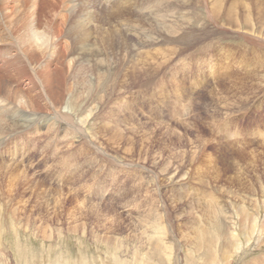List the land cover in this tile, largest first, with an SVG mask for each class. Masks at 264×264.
<instances>
[{
	"label": "rangeland",
	"instance_id": "1",
	"mask_svg": "<svg viewBox=\"0 0 264 264\" xmlns=\"http://www.w3.org/2000/svg\"><path fill=\"white\" fill-rule=\"evenodd\" d=\"M117 1L123 0H114L113 6L102 0H0V21L2 18L4 22H0V31L4 30L9 40L0 46L9 49L2 53L1 63L19 55L18 47L11 43L21 37L24 24L42 20L47 34L59 35L55 41L60 43V47L53 51L50 48L44 55L36 52L37 58L31 61L36 76L3 73L7 78L3 77L4 86L18 95L38 91L44 99L47 95L52 98L51 102L45 99L48 108L37 101L40 97L33 98L40 107L38 113L23 105L19 110L23 121L17 130L18 141L21 146L30 143L34 151L30 167H26L29 150L27 154L21 146L17 148L21 155H13L8 147L11 142L5 145L7 152L0 153V164L18 165L36 183L32 191L22 188L23 195L17 196L16 188H11L15 179L12 181L8 170L0 165L4 197L0 202V242L14 264H225L223 245L231 233L229 220H222L224 208L233 213V219L235 210L242 206L249 216L264 219V23L260 27L255 22L260 37L255 38L259 40L256 44L252 43L246 39L239 15L255 7H237L235 17L238 15L239 20L234 25L224 20L229 6L223 3L219 20L202 19L192 28H215L216 36L190 38L194 42L186 45L174 43L173 51L167 44L146 47L147 52L144 48L139 56V62L144 60L140 63L142 72L109 73L117 83L93 86L95 91L91 92L81 84L84 73L77 77L78 73H67L69 59L82 45L74 29H70L77 18L86 10L95 11L90 22L91 42L101 40L99 28H114L116 32L115 27H119L123 32L136 17L141 16L145 27L151 21L155 23L152 5L136 6L133 0L119 5ZM191 1L165 0L158 13L168 21L180 14L191 15ZM88 2L94 7L87 6ZM173 3L178 4L179 11L169 13L168 6ZM263 7L264 4L260 6ZM217 32L224 34L218 38ZM101 43L93 46L104 58L108 54L111 69L114 59L105 48L108 44ZM155 64L160 66L159 72L146 73V68L157 69ZM31 75L36 77L37 91H32ZM78 95V106L70 105V97ZM72 108L77 112L65 117L64 113L70 114ZM239 218L234 222L244 235L246 225ZM227 240L233 244L232 238ZM256 243L253 238L243 251L233 258L230 255L231 264H245L261 255Z\"/></svg>",
	"mask_w": 264,
	"mask_h": 264
},
{
	"label": "bare ground",
	"instance_id": "2",
	"mask_svg": "<svg viewBox=\"0 0 264 264\" xmlns=\"http://www.w3.org/2000/svg\"><path fill=\"white\" fill-rule=\"evenodd\" d=\"M8 1V0H7ZM74 1V0H72ZM79 1V0H78ZM103 1V4H106V3H111L113 6L114 4V0H102ZM124 1V0H123ZM122 2H119L118 4L121 5ZM134 1V4L136 6H151L153 7L155 10H152L154 11L153 15L156 16L154 18V22L153 23L151 21L149 27L148 25H146L147 27L144 26V24H142V21L140 19V17H136L134 18L133 22L129 25L130 28L128 27V29L126 27V29H122L123 32L121 30H119L118 28L115 27V30L116 32H113L114 31V28H109L111 30H107V29H103V28H99V33H100V37H101V40L102 42H105L104 43V46L105 44H108L107 46H105V48H108L109 49V54L111 55V58L114 59L113 61L115 62V64H113L114 66L110 69L109 68V64L110 63H107L110 59H108V54L105 55L106 58L103 57V54L102 52L100 53V49L97 48V46H93V43H101V40L97 41L98 39H96V42H91V30H90V22L92 21V16H93V13L95 12L94 10H86V12H84V14L82 13V15L77 18L74 26L70 29H74V33L76 34L75 38H77L79 40V42L82 44L80 49H79V52H77V55L79 59V61L77 62L76 61V58L72 57L71 59H69V70L67 71V73H78L76 75V77L78 75H82L81 73H84V79H82V86H84V88H86L88 91H95V89L93 90V86L96 88V87H100L99 85H103V84H110V82L112 84H115V80H113L111 78V75H113L112 73H118V71L122 72L125 71L126 73H138V72H142L143 71V66L141 65L142 62H139V56L141 54V51L144 49L146 50L147 52V49L146 47H151V46H156V45H163V44H167L168 46H170L168 49H170V51L172 50H175V46L176 44L179 45V43H184L186 45L187 44H192L193 42L191 40H189L190 38H194L196 40V38L198 36H201V38H209L211 36L214 37V31H215V28L213 30V28L211 29H208V28H198L197 31H192V28L194 26V24H198L202 19L206 20L207 21V18H210V19H213V18H216V19H220V17L222 16V13H221V9L223 7V3L227 4L228 2V6L229 8H227L228 11H226L225 13V19L224 20H227V24H236L238 22V15L237 17H235V13H236V10L238 8H243L245 6H247V8L250 6L249 4L253 5V7H255L254 10H249L248 9V13L245 14V10L240 11L242 12V14H240L239 16H241V18L243 19V26L245 28V33H246V39L252 43H255L257 41H259L258 39H255L257 37H260L259 36V32H257L256 30V23H259L260 27L261 25H263L264 23V7L263 8H260V6L262 4H264V0H255V2L253 0H244V2H242L241 0H193L191 1V5L190 8H192V12H191V15H183V14H180L178 15V17L176 18H172V19H169L171 21H168L164 15H161L159 14L158 12L161 10V5H162V2H165V0H150L148 2L147 0V3H144L143 4V0H133ZM155 1V2H154ZM179 1V0H177ZM185 1V0H184ZM3 2V1H2ZM13 2V0H12ZM17 2V0H16ZM128 2V1H127ZM130 2V1H129ZM170 2V1H169ZM14 3H15V0H14ZM19 3V2H18ZM71 3V2H70ZM69 3V4H70ZM100 3V2H99ZM126 4V2H124ZM189 3V2H188ZM5 4H7V2H5ZM17 4V3H16ZM132 4V3H131ZM181 4V3H180ZM13 5V4H12ZM36 5V4H35ZM68 5V4H67ZM108 5V4H107ZM115 5V4H114ZM129 5V4H128ZM166 5V4H165ZM182 5L183 2H182ZM190 5V4H189ZM10 6V5H9ZM69 6V5H68ZM87 6L89 7H94V4H87ZM117 6V5H116ZM115 6V7H116ZM133 6V5H132ZM167 6V5H166ZM186 6V5H185ZM200 8H198V7ZM108 7V6H107ZM110 7V6H109ZM128 7V6H127ZM126 7V8H127ZM150 7V8H151ZM170 7V8H168ZM167 8L170 9L169 13L170 12H174L175 10L179 11L178 9V4L177 3H173L171 5H169ZM188 7V6H187ZM227 7V6H225ZM238 7V8H237ZM7 8V7H6ZM73 8V7H72ZM113 8V7H112ZM110 8V9H112ZM237 8V9H236ZM10 9V8H9ZM120 9V7H119ZM152 9V8H151ZM163 9V8H162ZM167 9V10H168ZM225 9V8H224ZM1 10V9H0ZM13 10V9H12ZM18 10V9H17ZM74 10V9H73ZM113 10V9H112ZM118 10V9H117ZM121 10V9H120ZM144 10V9H143ZM149 11V9H147ZM165 10V9H163ZM15 11V10H14ZM116 9H114V13H115ZM125 11V10H124ZM8 12V11H7ZM72 12V11H71ZM119 12V10L117 11ZM128 12V11H127ZM126 12V13H127ZM135 12V10H134ZM141 12V11H140ZM145 12V11H144ZM164 12V11H163ZM200 12L202 13V15L200 14ZM31 13V12H30ZM120 13V12H119ZM138 13V12H137ZM135 16H139V14H137ZM146 13V12H145ZM148 13V12H147ZM156 13H158L159 15H157ZM175 13V12H174ZM62 14V13H61ZM117 14V13H115ZM131 14V13H130ZM63 15V14H62ZM102 15V14H101ZM123 15V14H122ZM141 15V14H140ZM3 16V14H2ZM5 16V15H4ZM22 16V15H21ZM59 16V14H58ZM64 16V15H63ZM69 16V15H68ZM72 16V15H71ZM105 16V15H104ZM130 16V15H128ZM134 16V15H132ZM175 16V15H174ZM200 16V17H199ZM202 16V18H201ZM8 17V16H6ZM25 17V16H24ZM23 17V18H24ZM113 17V16H112ZM124 17V16H123ZM127 17V16H126ZM13 18L15 19V13L13 14ZM95 18V17H94ZM107 18V17H105ZM118 18V17H117ZM120 18V17H119ZM130 17H128L129 19ZM171 18V17H170ZM11 19V18H10ZM17 19V18H16ZM21 19V18H20ZM32 19V18H31ZM193 19V23L191 24V21ZM223 19V18H222ZM6 20V18L4 19ZM8 20V19H7ZM37 20V19H36ZM117 20V19H116ZM119 20V19H118ZM121 20V19H120ZM131 20V19H130ZM1 21H2V18H1ZM0 21V22H1ZM18 21V20H17ZM24 21V20H23ZM26 21V20H25ZM205 21V22H206ZM223 21V20H222ZM3 22V21H2ZM9 22V21H8ZM20 22V21H19ZM62 22V21H61ZM73 22V21H72ZM118 22V21H117ZM130 22V21H129ZM212 22V21H211ZM219 22V21H218ZM226 22V21H224ZM4 23V22H3ZM12 23V22H11ZM27 23V22H26ZM33 23V22H32ZM43 21L40 20L39 22L38 21H35L33 24L31 25H28L27 24H24L26 25V29L23 28V30L25 29V31L20 35L21 37L18 39L15 40L16 36L13 37V40L16 41L15 42H10L12 46H16V48L18 47V50H19V55H13L14 58L13 59H5V61L3 63H1V60H2V53L5 54L6 51H8L9 49L5 48L3 49L0 48V77L2 76V80H0V153H5L7 152L8 148L5 146L7 145L8 143L11 142V145H8V147L10 149H12V153L14 156L17 155V153H19L17 151V148L20 147V142L18 141V136H17V130L18 129H21L19 128L22 124V121L23 119L21 120V115L19 114V110L20 108L23 106H25L28 110H31L33 112H37L38 113V109H40V107H38L35 102H34V99L33 98H36V97H40V98H37V101H40V103H43L42 105H44V107H47V102L45 101L43 95H40L38 94V91L36 90V82H35V79L34 77L31 75V87H32V91H37L36 94H31L32 92H30L28 95L24 94L22 95L23 93H21V96L18 95V92L12 88H9V86H4V81H3V73H10V72H14L15 73H32L35 75V72H34V66L32 64V59H36L37 58V53H43V55L45 53H47V51L51 48L53 50H56L59 46V44L55 41L57 38H59V35H55L53 33V36H51L49 33V35L47 34L48 31H46V26L43 28L42 25H43ZM102 23V22H101ZM119 23V22H118ZM203 23V22H202ZM214 23V22H213ZM9 24V23H8ZM14 24V23H13ZM12 24V25H13ZM17 24V22L15 23ZM14 24V25H15ZM37 24V25H36ZM103 24V23H102ZM107 24V23H106ZM111 24V23H110ZM116 24V23H115ZM127 24V23H126ZM200 24V23H199ZM207 24V22H206ZM2 25V24H1ZM6 25V24H5ZM20 25V24H19ZM18 25V27H19ZM46 25V24H45ZM100 26V24H98ZM112 25V24H111ZM118 25V24H116ZM220 25V24H219ZM4 26V25H3ZM10 26V25H8ZM7 26V27H8ZM42 28H41V27ZM115 26V25H114ZM121 26V25H119ZM203 26V25H202ZM210 26H213V25H210ZM14 27V26H12ZM11 27V28H12ZM105 27V26H104ZM215 27V26H214ZM9 28V27H8ZM16 28V27H15ZM92 28V27H91ZM132 28V29H131ZM217 28V26H216ZM223 28V27H222ZM220 29V28H218ZM225 29V28H224ZM227 29V28H226ZM231 29V28H230ZM239 29V28H238ZM3 30V29H2ZM222 30V29H221ZM233 30V29H232ZM260 30H262V28H260ZM244 31V29H243ZM12 32V31H11ZM54 32V31H53ZM216 32V31H215ZM221 32H225V31H221ZM219 32L220 34H218V38L221 36H223L222 34L224 33H221ZM228 32V31H227ZM21 33V32H20ZM60 33V32H59ZM127 35V39H124L125 35ZM10 34V33H8ZM7 34V35H8ZM14 34V33H13ZM12 34V35H13ZM11 35V34H10ZM11 35V36H12ZM229 35V34H228ZM261 35V34H260ZM205 36V37H204ZM216 36V35H215ZM262 36V35H261ZM97 37V36H95ZM264 36H262L263 38ZM126 38V37H125ZM95 39V38H94ZM211 39V38H210ZM198 40V39H197ZM219 40V39H218ZM12 41V40H11ZM208 41V40H207ZM6 42H9L8 40V36L6 37L4 35V30L3 32L0 31V46L2 45H5ZM76 42V40H75ZM179 42V43H178ZM214 42V41H213ZM78 43V42H77ZM176 43V44H174ZM102 44V43H101ZM258 44V43H257ZM264 44V43H262ZM261 44V46H263ZM10 45V44H8ZM220 45V44H219ZM100 46V44L98 45V47ZM166 46V45H164ZM196 46V45H195ZM216 46V45H215ZM218 46V45H217ZM252 46V45H251ZM101 47V46H100ZM103 47V45H102ZM202 47V46H201ZM21 48V49H20ZM67 48L69 49V46L67 45ZM73 48V47H71ZM158 48V47H157ZM165 48V47H164ZM177 48V47H176ZM195 48V47H194ZM199 48V47H198ZM204 48V47H203ZM213 48V47H212ZM221 49H225V46H222L220 47ZM35 49V50H34ZM104 49V48H103ZM150 49V48H149ZM200 49V48H199ZM25 52H23V51ZM59 50V49H58ZM74 50V49H73ZM151 50V49H150ZM197 50V49H196ZM260 50V49H259ZM70 51V50H69ZM166 51V50H165ZM199 51V50H198ZM263 51V50H262ZM18 52V51H17ZM37 52V53H36ZM55 52V51H54ZM104 52H105V49H104ZM108 52V51H106ZM70 53V52H68ZM143 53V52H142ZM191 53V52H190ZM204 53V52H203ZM206 53V52H205ZM65 54V52H64ZM129 55V58L126 59V55ZM145 54V52H144ZM148 54V53H147ZM186 54V53H185ZM195 54V53H194ZM201 54V53H200ZM122 55L125 57V58H121ZM127 55V56H128ZM142 55V54H141ZM177 55V54H176ZM9 56V55H8ZM12 56V55H10ZM121 56V57H120ZM173 56V55H172ZM7 57V56H6ZM110 57V56H109ZM147 58V56H146ZM126 59V60H124ZM151 59V58H149ZM148 59V61H149ZM107 60V61H106ZM147 59H145L146 61ZM34 61V60H33ZM151 61V60H150ZM154 61V60H153ZM156 61V60H155ZM186 61V60H185ZM35 62V61H34ZM110 62V61H109ZM117 62V63H116ZM162 62V61H161ZM141 63V64H140ZM250 63V62H249ZM254 63V62H253ZM112 64V62H111ZM116 64H119V67H117ZM144 65V64H143ZM156 65V64H155ZM168 65V64H167ZM165 66V65H164ZM146 67V66H145ZM156 67H158L157 69L156 68H152L149 69L146 68V73H157L159 72V68L160 66L156 65ZM254 67V66H253ZM63 68V67H62ZM163 68V67H162ZM45 69H50L48 67H46ZM77 69V70H76ZM247 69V68H246ZM31 72H30V71ZM163 70V69H162ZM160 70V71H162ZM264 70V69H263ZM44 71V70H43ZM245 71V70H244ZM124 72V74H126ZM87 73H90V74H87ZM111 73V75L109 74ZM121 73V74H122ZM145 73V72H144ZM247 73V72H246ZM38 74V73H37ZM65 74V73H64ZM87 74V75H86ZM120 74V73H118ZM160 74V73H159ZM25 75V74H24ZM28 75V74H27ZM117 75V74H116ZM136 75V74H135ZM242 75V74H240ZM245 75V74H244ZM251 75V74H250ZM12 76V75H11ZM10 76V77H11ZM18 76V75H17ZM30 76V75H28ZM27 76V77H28ZM66 76V74H65ZM114 76V75H113ZM122 76V75H121ZM16 77V76H15ZM69 77V76H68ZM120 77V76H119ZM118 77V78H119ZM153 77V76H152ZM5 79H7L6 77H4ZM40 78V77H38ZM12 79V78H11ZM156 79V78H155ZM13 80V79H12ZM40 81V83H43V85L45 86L44 84V81H42L41 79H37ZM79 80V79H78ZM115 81V82H114ZM245 81V80H244ZM248 81V80H247ZM28 82V81H27ZM129 82V81H128ZM232 82V81H231ZM14 83V82H13ZM39 83V82H38ZM73 83V82H72ZM117 83V82H116ZM178 83V82H177ZM22 84V83H21ZM226 84V83H225ZM43 86V87H44ZM47 86V85H46ZM107 85H105L106 87ZM237 86V85H236ZM30 87V88H31ZM42 87V86H40ZM39 87V88H40ZM102 87V86H101ZM103 87V88H105ZM109 87V86H107ZM14 88V87H13ZM213 88V87H212ZM220 88V87H219ZM222 88V87H221ZM27 89V88H26ZM106 89V88H105ZM115 89V88H114ZM30 90V89H29ZM29 90L27 92H29ZM113 90V89H112ZM261 90V89H260ZM67 91L69 93V95H71V91H70V88H67ZM87 91V92H88ZM46 92V90H45ZM73 92V91H72ZM101 92V91H100ZM112 92V91H111ZM40 93V92H39ZM65 93V92H64ZM62 93V94H64ZM86 93V92H85ZM98 93V91H97ZM108 93V92H107ZM114 93V91H113ZM61 94V95H62ZM66 94V93H65ZM94 94V93H93ZM75 95V94H74ZM77 95V94H76ZM81 95V94H80ZM90 95V94H89ZM102 95V94H101ZM104 95V94H103ZM111 95H113L111 93ZM110 95V96H111ZM64 96V95H62ZM61 96V98H62ZM68 96V95H67ZM66 96V98H67ZM96 96V94H95ZM99 96V95H98ZM182 96V95H181ZM52 98L51 95H49V98ZM86 97V96H85ZM90 97V96H89ZM104 98V96H102ZM186 97V96H185ZM215 97V96H214ZM48 98V97H47ZM48 98V100H49ZM71 98V99H70ZM69 99V104L75 106L78 102H76V99L79 98V95L76 96V98L74 97H70ZM84 98V97H82ZM87 98V97H86ZM84 98V100L86 99ZM94 98V97H93ZM92 98V99H93ZM101 98V97H100ZM107 98V97H106ZM111 98V97H109ZM40 99L44 100V102H42ZM65 99V98H64ZM88 99V98H87ZM91 99V97H90ZM105 99V98H104ZM58 100H60L59 98L56 99L55 101L57 102ZM89 100V99H88ZM95 100V99H94ZM50 101V100H49ZM63 101V100H62ZM87 101V100H86ZM98 101V100H97ZM184 101V100H183ZM187 101V100H186ZM219 101V100H218ZM51 102V101H50ZM49 102V104H50ZM89 102V101H88ZM94 102V101H93ZM215 102V101H214ZM208 103V101H207ZM53 104V102H52ZM63 104V103H62ZM67 104V103H66ZM69 104H68V108H69ZM84 104V103H83ZM214 104V103H213ZM54 105V104H53ZM56 105V104H55ZM186 105V104H185ZM249 105V104H248ZM52 106V105H51ZM60 106V104H59ZM64 106V105H63ZM62 106V107H63ZM78 106V104H77ZM81 106V105H80ZM86 106V104H85ZM92 106V105H91ZM189 106V105H188ZM57 107V109L61 108V107H58L57 105L55 106ZM66 107V106H65ZM93 107V106H92ZM91 107V108H92ZM109 107V106H108ZM226 107V106H225ZM229 107V106H228ZM90 108V107H89ZM24 109V108H23ZM22 109V110H23ZM53 109V108H52ZM212 109V108H211ZM214 109V108H213ZM77 110H79L77 108ZM45 111V110H44ZM43 111V112H44ZM62 111V109H61ZM66 111H69L68 109ZM71 111V110H70ZM87 111V110H86ZM211 111V110H210ZM40 112V111H39ZM42 112V111H41ZM51 112V111H50ZM60 112V111H58ZM74 112H77V111H74ZM73 112V108H72V112H70V114H66L64 113V116L67 117L68 115L69 116H73L75 113ZM48 113V112H47ZM54 113V112H53ZM52 113V114H53ZM61 113V112H60ZM59 113V114H60ZM74 113V114H73ZM80 113V112H78ZM104 113V112H103ZM33 114V113H32ZM57 114V113H56ZM81 114V113H80ZM89 114V113H88ZM42 115V114H41ZM48 115V114H47ZM79 115V114H77ZM91 115V114H90ZM227 115V114H226ZM27 116V115H26ZM86 116V114L84 115ZM88 116V115H87ZM195 116V115H194ZM90 117V116H89ZM101 117V116H100ZM116 117V116H115ZM222 117V116H221ZM234 117V116H233ZM24 118V116L22 117ZM30 118V116H29ZM33 118V117H32ZM41 118V117H40ZM69 118V117H68ZM85 120H88L86 119V117H84ZM208 118V117H207ZM28 119V118H27ZM31 119V118H30ZM62 120V117L60 118ZM140 119V118H139ZM25 120V119H24ZM34 120V119H33ZM31 120V121H33ZM44 120V119H43ZM42 120V121H43ZM72 120V119H71ZM83 119H81L82 121ZM65 121V119L63 120ZM70 121V120H69ZM75 121V120H74ZM73 121V122H74ZM41 122V121H40ZM53 122V121H52ZM56 122V121H55ZM67 122V121H66ZM87 122V121H85ZM84 122V123H85ZM212 122V121H210ZM242 122V121H241ZM33 123V122H32ZM78 123V122H77ZM25 123L23 122V125ZM71 124V123H70ZM107 124V123H106ZM230 124V123H229ZM30 125V124H29ZM55 125V124H54ZM211 125V124H210ZM31 126V125H30ZM79 126V125H78ZM99 128V127H98ZM97 128V129H98ZM127 128V127H126ZM140 128V127H139ZM72 129V128H71ZM84 129V128H83ZM95 129V128H94ZM99 130V129H98ZM86 131V130H85ZM88 131V130H87ZM102 131V130H101ZM123 131V130H122ZM77 132V131H76ZM79 132V131H78ZM19 133V132H18ZM80 133V132H79ZM78 133V134H79ZM98 133V132H97ZM101 133V132H100ZM83 134V133H82ZM91 134V133H90ZM99 134V133H98ZM176 134V133H175ZM263 134V133H262ZM76 135V134H75ZM74 135V136H75ZM85 135V134H84ZM80 136V135H79ZM94 136V135H93ZM96 136V135H95ZM101 136V134H100ZM83 137V136H82ZM90 137V136H89ZM113 137V136H112ZM246 137V136H245ZM98 138V137H97ZM100 138V137H99ZM122 138V137H120ZM93 139V138H92ZM91 140V139H89ZM95 140V138L93 139ZM92 140V141H93ZM109 140V139H108ZM115 140V139H113ZM120 140V139H118ZM101 141V140H99ZM110 141V140H109ZM121 141V140H120ZM83 142V141H82ZM101 143V142H100ZM99 143V144H100ZM104 143V142H103ZM89 144V143H88ZM117 144V143H116ZM97 145V144H96ZM105 144H103L104 146ZM118 145V144H117ZM32 146V145H31ZM31 146H30V143L29 145H23L21 146L24 150L25 153L28 152L29 150V159H27V164L28 166L26 167H30V164L32 163V160H33V156H34V151H31ZM80 146V145H79ZM95 146V145H94ZM20 147V148H21ZM67 147V146H66ZM90 147V146H89ZM97 147V146H96ZM100 147V146H99ZM106 147V146H105ZM117 147V146H116ZM104 148V147H102ZM127 148V147H126ZM91 149V148H90ZM107 149V148H106ZM22 150V151H23ZM98 150V149H97ZM101 150V149H100ZM20 151V149H19ZM128 151V150H127ZM131 151V150H130ZM27 153V154H28ZM89 153V152H88ZM105 153V150L104 152ZM109 153V152H108ZM107 153V154H108ZM128 153V152H127ZM21 155V153H19ZM106 154V155H107ZM132 154V153H131ZM11 155V153H10ZM109 155V154H108ZM112 155V154H111ZM116 155V154H115ZM113 155V156H115ZM182 155V154H181ZM26 156V157H27ZM130 157V155H128ZM127 156V157H128ZM12 157V156H11ZM117 157V156H116ZM118 158V157H117ZM131 158V157H130ZM215 158V157H214ZM32 159V160H31ZM157 159V158H156ZM113 160V159H111ZM120 160V159H119ZM118 160V161H119ZM159 160V159H158ZM75 161V160H74ZM121 161V160H120ZM124 161V160H123ZM157 161V160H156ZM140 162V161H139ZM158 162V161H157ZM18 163V162H17ZM122 163V162H121ZM129 163V162H128ZM62 164V163H61ZM125 165V163H123ZM130 164V163H129ZM139 164V163H138ZM141 164V163H140ZM2 166H4L5 170H8L9 174H10V177H11V180L13 181L15 179V182L14 184L12 185L11 184V188H16V191L18 193L17 196L19 195H23V190L22 188H31V191H32V188L34 187V185H36L35 183V180L33 179V177H31L29 175V173L27 172V170H19V166L17 165H13V163L11 165H7V163H2L0 164ZM127 165V164H126ZM159 165V164H157ZM32 166V165H31ZM143 166V165H142ZM156 166V165H155ZM18 167V168H17ZM146 168V167H144ZM148 169V167H147ZM150 169V168H149ZM140 170V169H139ZM152 171V170H151ZM260 173V172H259ZM32 174V173H30ZM33 175V174H32ZM161 178V177H160ZM146 179V178H145ZM246 180V179H245ZM157 181V180H156ZM56 182V181H55ZM20 184H22V187L20 188ZM97 184V183H96ZM2 188H3V185L0 187V202L3 200V192H2ZM20 188V189H18ZM210 189V188H209ZM92 191V190H91ZM58 192V191H57ZM193 192V191H192ZM27 194V193H26ZM73 196V195H72ZM88 197V196H87ZM24 198V197H23ZM103 199V198H102ZM31 200V199H30ZM157 201V200H156ZM159 201V200H158ZM2 203V202H1ZM230 205V204H229ZM142 206V205H141ZM232 206V205H230ZM234 207V206H232ZM147 208V207H146ZM163 208V207H162ZM138 209V208H137ZM231 209V208H230ZM233 209V208H232ZM223 210V209H222ZM225 211V216L224 218L222 217V220L225 221L226 223V219L229 220V225H230V228H229V231L231 233V237H227V239L229 238H232L233 240V244H231L229 242V240L226 239L225 241V244L223 245V248L225 249L224 250V253L226 254V262L225 264H231L230 262V255H232L231 257L233 258V255H237L240 251H243L245 249V244H249L252 239L254 238V240L257 241V248L259 247L261 249V255H259L258 257H255L253 258L251 261H248V262H245V264H264V219L261 221L257 216L255 217H252V216H249V214L247 213L246 209L244 206H242L241 208L235 210V213H234V219L232 218L233 216V213H230L228 211H226V209L224 208L223 212ZM159 212V211H158ZM221 212V210H220ZM220 212L218 215H220ZM234 212V211H233ZM229 213V214H228ZM168 215V214H167ZM251 215V214H250ZM240 217V221H243L244 222V225H246V229H245V233L244 235L243 234H240L239 231H237V228H236V224L234 222L235 218L237 217ZM159 217V215H158ZM164 217V216H163ZM219 217V216H218ZM200 218V217H199ZM141 220V219H140ZM158 220V219H157ZM214 221V220H213ZM221 221V220H220ZM115 222V221H114ZM242 222V223H243ZM221 224V222H219ZM165 224V223H164ZM212 224V223H211ZM219 224V226H220ZM213 225V224H212ZM223 225V224H222ZM260 225V226H259ZM226 226V225H225ZM239 226V225H238ZM218 227V226H217ZM221 227V226H220ZM257 227H259L258 229H256ZM212 228V227H211ZM210 229V228H209ZM220 229V228H219ZM218 229V230H219ZM222 229V227H221ZM239 229V228H238ZM223 230V229H222ZM227 231V230H226ZM145 232V230H144ZM258 232V233H257ZM145 234V233H144ZM161 234V233H160ZM222 235H225V234H222ZM227 235V234H226ZM258 236V237H256ZM225 237V236H224ZM226 238V237H225ZM249 246V245H248ZM6 248V247H5ZM4 246H2V243L0 242V264H14L13 261L11 260L10 256H9V253L5 250ZM165 248V247H164ZM230 252L228 255L227 253ZM166 258V257H165ZM216 258V257H215ZM214 259V258H213ZM215 260V259H214ZM216 261V260H215ZM215 263V262H213Z\"/></svg>",
	"mask_w": 264,
	"mask_h": 264
}]
</instances>
